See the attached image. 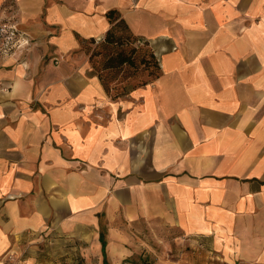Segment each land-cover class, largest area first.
Wrapping results in <instances>:
<instances>
[{
  "label": "crops",
  "instance_id": "0c3cea01",
  "mask_svg": "<svg viewBox=\"0 0 264 264\" xmlns=\"http://www.w3.org/2000/svg\"><path fill=\"white\" fill-rule=\"evenodd\" d=\"M111 10L161 68L120 97L83 50ZM5 18L30 43L0 59V264H264V0H0Z\"/></svg>",
  "mask_w": 264,
  "mask_h": 264
},
{
  "label": "rangeland",
  "instance_id": "374dc122",
  "mask_svg": "<svg viewBox=\"0 0 264 264\" xmlns=\"http://www.w3.org/2000/svg\"><path fill=\"white\" fill-rule=\"evenodd\" d=\"M123 38L122 44H109L107 36L96 40H88L83 43V50L88 55L92 71L102 77V82L111 96L120 97L130 90L144 86L154 81L160 74L161 68L159 58L156 55L153 43L148 39L136 36L130 28L125 26L117 32V37ZM134 38L140 39L138 42ZM135 40V41H134ZM113 50H123L129 56L133 54V64H124L120 67L106 68V63ZM154 55V56H152ZM49 248L42 247L40 255L51 257L55 255ZM61 254H58L59 259Z\"/></svg>",
  "mask_w": 264,
  "mask_h": 264
},
{
  "label": "trees",
  "instance_id": "16d2710c",
  "mask_svg": "<svg viewBox=\"0 0 264 264\" xmlns=\"http://www.w3.org/2000/svg\"><path fill=\"white\" fill-rule=\"evenodd\" d=\"M107 17L109 18L110 22L113 24V27L108 31V33L106 34L107 38H106V42L109 44H118L121 45L123 38L121 36L117 37V32L121 29V27L125 26L127 28L128 25L125 23L124 20H119V15L118 12L116 10H111L108 12ZM135 40H137L138 42H141L140 39L138 40L137 38H134ZM134 40V41H135ZM136 51L133 50L132 51V55L135 54ZM129 56L125 51L120 50H113V52L111 53L107 63H106V68H115V67H120L123 66L124 64H133V56ZM154 56V55H152ZM100 78L102 79V77L100 76ZM102 242H103V246L105 249V238L102 234Z\"/></svg>",
  "mask_w": 264,
  "mask_h": 264
},
{
  "label": "built area",
  "instance_id": "2783aa9c",
  "mask_svg": "<svg viewBox=\"0 0 264 264\" xmlns=\"http://www.w3.org/2000/svg\"><path fill=\"white\" fill-rule=\"evenodd\" d=\"M16 19L0 20V59L11 55L29 45V40L22 36Z\"/></svg>",
  "mask_w": 264,
  "mask_h": 264
},
{
  "label": "bare ground",
  "instance_id": "6f19581e",
  "mask_svg": "<svg viewBox=\"0 0 264 264\" xmlns=\"http://www.w3.org/2000/svg\"><path fill=\"white\" fill-rule=\"evenodd\" d=\"M140 4H137V6L139 7Z\"/></svg>",
  "mask_w": 264,
  "mask_h": 264
}]
</instances>
